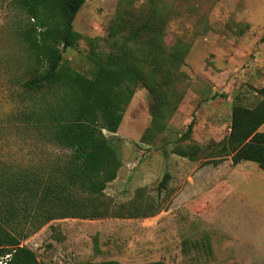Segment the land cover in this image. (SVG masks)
I'll return each instance as SVG.
<instances>
[{
  "label": "rangeland",
  "instance_id": "rangeland-1",
  "mask_svg": "<svg viewBox=\"0 0 264 264\" xmlns=\"http://www.w3.org/2000/svg\"><path fill=\"white\" fill-rule=\"evenodd\" d=\"M134 1L139 6L144 0ZM169 1L176 2L165 41L172 44L182 39L190 44L181 69L189 77L188 86L168 122L169 130L157 136L152 145L140 143L150 117L149 96L139 89L125 108L115 135L104 133L121 161L105 194L115 204H122L137 189H143L162 203L160 212L144 219L52 221L22 242L38 261L264 263V172L252 162L233 165L230 158H224L213 164L209 159L191 161L170 153L172 141L191 121L190 139L184 144L204 146L227 135L234 103L253 107L259 100L255 90L264 86V0ZM117 4L118 0H90L78 11L73 29L84 39L76 49L63 54L75 71L90 76L92 64L87 60L85 38L94 40L98 50L111 49L103 39ZM12 16L10 8L0 10V47L5 52L9 51ZM9 92L6 77L0 78L1 118L8 116L13 106ZM7 131L10 135L3 143L2 157L9 161L30 166L45 161L48 154H58L53 148H44L35 133L23 125L10 126ZM259 131L264 132V125ZM165 173L169 174L168 184L160 193L156 188ZM205 238L210 252L190 245ZM184 241H189L185 249Z\"/></svg>",
  "mask_w": 264,
  "mask_h": 264
},
{
  "label": "trees",
  "instance_id": "trees-1",
  "mask_svg": "<svg viewBox=\"0 0 264 264\" xmlns=\"http://www.w3.org/2000/svg\"><path fill=\"white\" fill-rule=\"evenodd\" d=\"M86 1L90 0H0V10H13L9 51L0 47V78L6 77L13 99L10 114L0 117V264H47L22 242L52 221L144 219L162 207L143 189L122 204L105 194L121 161L104 133L115 135L139 89L149 96L150 117L140 143L152 145L169 130L189 79L181 69L190 44L165 41L176 1L144 0L136 6L134 0H118L103 39L111 49L98 50L94 40L85 38L90 76L72 69L63 55L84 39L73 29V21ZM255 92L259 100L253 107L239 101L232 105L229 131L221 140L204 146L184 144L190 139L191 121L172 141L170 153L213 164L224 158L233 165L252 162L264 172V132L259 131L264 125V86ZM13 125L25 126L44 148L58 154L30 166L3 158L7 129ZM168 179L165 173L156 190L163 192ZM191 244L211 251L207 238ZM187 246L189 241H184L183 248Z\"/></svg>",
  "mask_w": 264,
  "mask_h": 264
}]
</instances>
